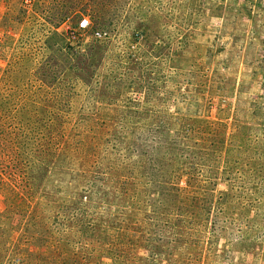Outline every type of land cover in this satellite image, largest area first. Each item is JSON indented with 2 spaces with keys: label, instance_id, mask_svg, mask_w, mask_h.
<instances>
[{
  "label": "rangeland",
  "instance_id": "374dc122",
  "mask_svg": "<svg viewBox=\"0 0 264 264\" xmlns=\"http://www.w3.org/2000/svg\"><path fill=\"white\" fill-rule=\"evenodd\" d=\"M0 264H264V0H0Z\"/></svg>",
  "mask_w": 264,
  "mask_h": 264
},
{
  "label": "built area",
  "instance_id": "2783aa9c",
  "mask_svg": "<svg viewBox=\"0 0 264 264\" xmlns=\"http://www.w3.org/2000/svg\"><path fill=\"white\" fill-rule=\"evenodd\" d=\"M88 26V22L86 20H84L80 25L79 28L80 29H86V27Z\"/></svg>",
  "mask_w": 264,
  "mask_h": 264
},
{
  "label": "trees",
  "instance_id": "16d2710c",
  "mask_svg": "<svg viewBox=\"0 0 264 264\" xmlns=\"http://www.w3.org/2000/svg\"><path fill=\"white\" fill-rule=\"evenodd\" d=\"M69 14H70V13H69ZM89 21H90V19H89ZM89 23H90V22H89ZM89 25H91V24H89ZM87 28H88V26H87ZM87 28H86V29H87Z\"/></svg>",
  "mask_w": 264,
  "mask_h": 264
}]
</instances>
